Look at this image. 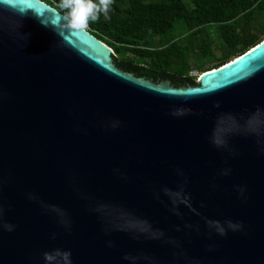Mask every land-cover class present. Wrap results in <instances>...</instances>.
Masks as SVG:
<instances>
[{"label":"water","instance_id":"95a60500","mask_svg":"<svg viewBox=\"0 0 264 264\" xmlns=\"http://www.w3.org/2000/svg\"><path fill=\"white\" fill-rule=\"evenodd\" d=\"M27 6L0 10V264H264V39L173 86Z\"/></svg>","mask_w":264,"mask_h":264},{"label":"trees","instance_id":"16d2710c","mask_svg":"<svg viewBox=\"0 0 264 264\" xmlns=\"http://www.w3.org/2000/svg\"><path fill=\"white\" fill-rule=\"evenodd\" d=\"M40 1L64 15L60 0ZM109 17L85 30L114 64L173 86L196 84L204 65L217 68L264 39V0H113Z\"/></svg>","mask_w":264,"mask_h":264},{"label":"clouds","instance_id":"9594fccd","mask_svg":"<svg viewBox=\"0 0 264 264\" xmlns=\"http://www.w3.org/2000/svg\"><path fill=\"white\" fill-rule=\"evenodd\" d=\"M113 0H60L59 7L64 10L62 21L65 31H84L90 22H96L103 15L105 19H110L109 12ZM30 8L27 6V0H0V10L9 11L17 17H24ZM43 23V21H42ZM199 76V75H198ZM198 78V77H197ZM183 113L177 112L174 115H182ZM119 121L113 123L112 127H118ZM213 146L220 148L226 146V140L223 136V130L217 128L214 139L212 140ZM230 169L224 170V175H227ZM245 189L239 188V193L243 196ZM4 209L0 207V220L3 218ZM9 232L13 231L15 225H3ZM65 226L68 223L65 222ZM243 228V222L226 220L223 223L212 222V229L216 234L225 236L228 230L237 231ZM163 233H160L162 235ZM56 234H51V239H55ZM110 243V242H109ZM45 264H72L71 251L53 249L52 251H45L42 254Z\"/></svg>","mask_w":264,"mask_h":264},{"label":"flooded vegetation","instance_id":"af4514ba","mask_svg":"<svg viewBox=\"0 0 264 264\" xmlns=\"http://www.w3.org/2000/svg\"><path fill=\"white\" fill-rule=\"evenodd\" d=\"M211 67H212L211 64H206V65H204L203 69H204V70H208V69H210Z\"/></svg>","mask_w":264,"mask_h":264},{"label":"rangeland","instance_id":"374dc122","mask_svg":"<svg viewBox=\"0 0 264 264\" xmlns=\"http://www.w3.org/2000/svg\"><path fill=\"white\" fill-rule=\"evenodd\" d=\"M191 76L195 77V76H197V75H196L195 72H193V73H191ZM196 81H197V79H196Z\"/></svg>","mask_w":264,"mask_h":264}]
</instances>
